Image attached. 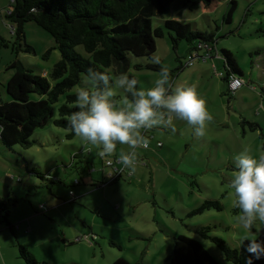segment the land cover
I'll list each match as a JSON object with an SVG mask.
<instances>
[{
  "label": "rangeland",
  "instance_id": "rangeland-1",
  "mask_svg": "<svg viewBox=\"0 0 264 264\" xmlns=\"http://www.w3.org/2000/svg\"><path fill=\"white\" fill-rule=\"evenodd\" d=\"M168 1L169 12L162 18L190 22L194 28L212 34L217 52L210 58L203 57L204 52L200 50L198 54L202 57H194L191 65L178 71L176 58L182 56L180 60L187 62L188 44L180 39L174 48L169 37L172 33L166 30L145 51L155 54L162 66L168 67L173 90L176 86H194L205 99L213 116L206 135L197 138L192 127L178 120L174 121V132L164 127L144 132L150 144L147 149H137L136 172L129 174V169L121 164L122 178L99 188L90 184L109 180L107 173L113 167L105 166L103 176L102 166L110 159L116 167L120 152L130 151L126 145H118L114 155L101 158L97 148L83 146L76 136L68 139V131L51 121L35 129L31 138L36 142L28 148L15 145L9 149L0 142V190H8L12 185L18 191L12 194L20 198L19 206L11 211L14 215L28 201L34 207L42 203L46 212L50 205L46 194H42L50 195V189L32 187L27 196L20 189L23 183L29 186L40 183L28 169L38 165L60 180L49 186L55 187V211L52 215L39 211L42 216L33 219V232L26 231L28 237L22 239L14 229V238L6 229L10 236L0 239V264H25L18 256L17 240L39 262L46 264H110L117 258L144 264H169L174 239L179 234L199 240L221 264H232L198 229L208 226L210 235L221 237L231 247H238L241 240L257 235L260 226L245 230L237 222L239 209L233 207L235 198L229 184L235 171L234 156L245 147L254 158L263 154L259 132L264 133V35L258 29L264 30V0H236L230 21H227L230 0H212L210 6L200 5L196 9L174 3L175 0ZM10 9V0H0V35L5 38H10L12 33L6 18ZM159 24L161 19L155 17L153 25ZM24 31L25 40L35 52H19L18 58L31 65L35 72L48 71L60 58L57 49H52L47 58L42 56L54 45L53 38L33 21L25 23ZM222 48L234 54L242 71L239 78L243 82L234 91L221 79L224 68L219 53ZM77 49L83 50L82 46ZM13 57L10 47L1 49L0 102L8 100L3 76L14 72L9 68ZM147 59V56H131L130 62L131 65L144 63ZM130 72L139 80V88L147 89L154 85L159 71L131 67ZM255 125L258 127L254 128ZM86 160L90 162L89 169ZM75 179L80 183L71 186ZM71 190L72 198L68 194ZM206 199L218 200L221 209L211 207L191 213Z\"/></svg>",
  "mask_w": 264,
  "mask_h": 264
},
{
  "label": "trees",
  "instance_id": "trees-1",
  "mask_svg": "<svg viewBox=\"0 0 264 264\" xmlns=\"http://www.w3.org/2000/svg\"><path fill=\"white\" fill-rule=\"evenodd\" d=\"M175 2L189 9H196L200 5L210 6L212 0H175ZM229 3L227 21H230L231 14L236 8V0H230ZM10 5L11 9L7 12L6 18L9 20L12 33L10 38L0 35V51L2 48L10 47L14 54V59L9 65L14 72L4 85L8 100L0 102V142L9 149L15 145L22 148L30 147L36 142L31 138L35 129L44 127L50 121L54 126L67 130L68 139L75 136L68 126V117L71 112L77 110L76 89L80 86L81 75L86 74L88 68L105 71L113 76L128 73L130 77L135 76L130 72L131 67L134 70L145 68L160 71L161 59L153 53H146L145 49L152 46L154 38L161 37L165 30L172 33L169 37L174 48L180 39H184L188 44L186 53L191 56L194 52L193 58L205 57L204 54L202 56L198 54L201 50L196 46L198 42L208 43L213 47L215 43L212 34L194 28L190 22L162 18L169 12L168 0H10ZM155 17L161 19L162 24L154 26ZM29 21L45 29L54 40V45L43 53V58H47L52 49H57L60 53L59 60L48 71L35 72L31 65L18 58L19 52H35L32 45L25 40L24 25ZM258 30L264 35L263 29ZM77 46H82V52ZM220 51L224 68V73H221L222 79L228 83L229 75L239 78L242 71L234 54L224 48ZM213 53L214 48L207 57L212 58ZM131 56H147L148 59L147 62H134L131 65ZM156 58H159V64L153 62ZM180 58L182 56L176 58L179 60L176 67L178 71L189 65V60L184 64ZM256 127L258 125L254 128ZM259 138L262 141L261 148L264 154V133L261 130ZM73 155L77 156V153ZM108 160L112 164L107 165L106 160L102 171L105 166L113 167L112 171L109 170L113 175L108 181L102 180L98 184H91V187L99 188L122 178L123 171L116 172L120 168L115 169V161ZM23 163L28 165L25 160ZM86 164L89 169L90 162L86 160ZM27 171L39 179L40 183L31 186L23 183L20 189L26 196L31 193L32 187L49 189L51 184L60 182L38 165ZM75 180L76 183L73 181L71 186L80 183L78 179ZM17 181L20 182V178ZM69 197L72 198L71 195ZM19 199L12 192L0 197V225L6 226L14 238L15 227L9 216ZM211 207L220 210L221 204L218 200L206 199L191 213H198ZM198 233L210 239L221 250L225 259L232 264H264V225L260 226L253 239L241 240L238 247H231L221 237L210 235L208 226L199 228ZM17 246L18 256L25 264H46L39 262L25 245L18 243V240ZM110 264L144 263L117 258ZM169 264L221 263L199 240L179 234L174 239Z\"/></svg>",
  "mask_w": 264,
  "mask_h": 264
},
{
  "label": "clouds",
  "instance_id": "clouds-1",
  "mask_svg": "<svg viewBox=\"0 0 264 264\" xmlns=\"http://www.w3.org/2000/svg\"><path fill=\"white\" fill-rule=\"evenodd\" d=\"M153 62L159 64L160 60ZM80 81L75 93L77 110L68 117L69 128L83 146L97 148L101 158L114 155L118 145H126L130 151L122 150L118 162L129 174L136 172L139 163L137 149L149 147L144 132L160 127L174 132L178 120L192 127L197 138H203L213 120L194 86L173 90L167 66H161L154 85L147 89L138 88L139 80L128 73L113 76L91 67ZM233 163L229 187L235 198L233 207L239 209L236 220L243 229L251 230L264 225V154L254 158L245 147Z\"/></svg>",
  "mask_w": 264,
  "mask_h": 264
},
{
  "label": "crops",
  "instance_id": "crops-1",
  "mask_svg": "<svg viewBox=\"0 0 264 264\" xmlns=\"http://www.w3.org/2000/svg\"><path fill=\"white\" fill-rule=\"evenodd\" d=\"M12 32V31H11ZM214 51H215V46H214ZM214 54V53H213ZM19 57V56H18ZM14 59V57H13ZM12 59V60H13ZM11 60V62H12ZM223 64V63H222ZM45 71V70H43ZM12 71H10L8 73V75L6 76H3V79H5V81H7L10 76L12 75ZM222 79V78H221ZM223 82L226 83L225 80L222 79ZM227 84V83H226ZM227 90V89H226ZM224 94V93H223ZM1 92H0V99L2 98L1 96ZM5 99V98H4ZM5 101V100H3ZM92 163H95V161H93ZM93 168H94V165H93ZM116 168H122V166L117 165L115 167ZM124 171V170H123ZM104 170L102 171V174L104 176ZM110 172V171H109ZM103 180V179H102ZM100 182V181H99ZM98 181H96V183L98 184L99 183ZM5 184V183H4ZM6 185V184H5ZM91 185V184H90ZM19 188V187H18ZM50 189V195H47L48 193H42V194H46V198L48 197V211L46 212V209H45V206L42 204V203H38L37 207H34L32 202L31 201H28V205L27 206H24V207H21V210L19 213H16L15 215L13 213H10V216H9V220L11 221V223L14 225L15 227V230H17L18 232V236L21 237L22 239H25V237H28V233L30 232H33V228H32V221L35 217L37 216H42V215H39V211L40 212H43V213H48L49 215H52L53 211H55V187H52V188H49ZM9 192H12V193H17L18 191L16 189H14L12 187V185H10V189H5V190H0V195L3 196ZM0 196V197H1ZM20 203H18L16 206H19ZM40 205H42V208L40 209ZM30 226H31V231H30ZM29 228V229H28ZM6 229L7 227L2 225L0 226V239L1 238H8L9 233H6ZM26 231L28 233H26Z\"/></svg>",
  "mask_w": 264,
  "mask_h": 264
},
{
  "label": "built area",
  "instance_id": "built-area-1",
  "mask_svg": "<svg viewBox=\"0 0 264 264\" xmlns=\"http://www.w3.org/2000/svg\"><path fill=\"white\" fill-rule=\"evenodd\" d=\"M196 46H197V48L203 50L204 56H208L210 53H212L213 52V48H214L212 45H210L208 43H201V42H198ZM194 55H195V53L193 52V54L191 56H188L189 65L192 64V58H193ZM220 75H221V73H220ZM242 82L243 81L240 78H238L237 76L229 75L228 76V83H227V85H228L229 90L234 91L238 86H240L242 84ZM156 145L159 146L160 145V142H157ZM117 161H119V159ZM106 164L107 165H111L112 162L109 161V160H107L106 161ZM74 182L76 183V180H74ZM69 195H71V197H72L73 196V192L72 191H69ZM41 207H42V205H40V208Z\"/></svg>",
  "mask_w": 264,
  "mask_h": 264
}]
</instances>
